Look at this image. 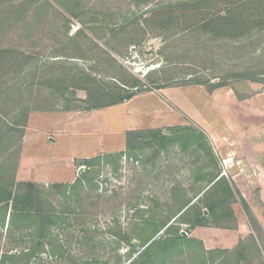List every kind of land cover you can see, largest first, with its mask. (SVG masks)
I'll list each match as a JSON object with an SVG mask.
<instances>
[{"label": "rangeland", "instance_id": "1", "mask_svg": "<svg viewBox=\"0 0 264 264\" xmlns=\"http://www.w3.org/2000/svg\"><path fill=\"white\" fill-rule=\"evenodd\" d=\"M57 2L0 0V128L5 140L13 137L0 144V178L46 187L73 184L85 172L95 179L74 207L56 206L68 212V222L57 232L54 254L47 246L29 262L25 254L37 241L21 225H6L0 228V264L6 253L19 256L18 264H129L139 229L165 223L181 207L179 196L193 199L216 177L230 181L256 219L252 225L235 204L232 229L217 237L230 247L224 251L248 245L251 236L260 245L264 0H77L74 14ZM233 10V31L202 23ZM93 21L98 26H90ZM83 72L115 93L124 83H138L142 93L127 104L84 110L87 93L77 87L83 83L72 81ZM196 80L226 81L228 87L211 93ZM19 113L26 119H18ZM184 128L204 133L216 159L198 146L188 152L177 146L169 152L147 148L137 161L121 157L128 132L171 134ZM97 157L104 159L99 166H85ZM200 210L208 215L204 205ZM218 221L210 218L207 228ZM198 228L180 227L193 242ZM174 234L163 230L154 240ZM186 249L187 256L174 264H191L193 249ZM239 264H264V255L248 253Z\"/></svg>", "mask_w": 264, "mask_h": 264}, {"label": "trees", "instance_id": "2", "mask_svg": "<svg viewBox=\"0 0 264 264\" xmlns=\"http://www.w3.org/2000/svg\"><path fill=\"white\" fill-rule=\"evenodd\" d=\"M57 3L63 10L70 14H74L76 13L75 10L80 9L77 0H58ZM232 13H234V10L230 14L228 13V16L210 20L205 19L202 23H205L206 27H210L212 30L233 31ZM82 24L83 26H87V22H82ZM90 26L96 27L98 23L96 21L90 22ZM243 26H246V24H243ZM75 76L72 81L73 83L75 81L77 82L74 85L76 86L80 82L83 83V85L77 87L87 93V100L85 102L88 106L85 109L83 108L87 111L102 110L117 106L132 100L136 95L142 93L139 92L140 85L137 82L133 86H128L125 83L122 84L123 87L117 86L119 92L115 93L112 90H107L102 87L100 81L92 76L86 75L85 72L82 74L77 73ZM195 84H208L207 86L211 93L228 87L226 81L210 84L196 80ZM159 89L162 88H158L157 90ZM54 91L59 93L57 87L54 88ZM240 100L243 99L240 97ZM71 110V108H67V111ZM24 113L25 117L28 118L29 110ZM25 117L21 113L17 115V118H20L21 121ZM19 123L21 125L26 124V122L20 121ZM1 131L0 128V144L10 143L13 137H9L10 134H8L5 140V136ZM150 139L152 140L150 141ZM176 146L182 152H188L198 146L202 148L209 159H216L213 149L209 145L204 133L198 134V132L189 128L173 131L171 134L153 132V134L149 135L144 132H128L126 150L121 157L125 155L127 159L137 161L140 153L147 148H152L154 151L159 152H169L171 148ZM120 160L121 158L119 157L116 160V164H119ZM103 161L104 159L101 157L86 160L85 166L92 169L99 166ZM110 161L112 160L108 162L111 163ZM94 179L87 178V172H85L73 184H53L46 187L39 186L33 182L17 183L15 178H0V228L8 225V229H17L21 225L27 232L29 231L28 237H33L35 239L34 241H37L34 242L35 246L28 249L27 254H25L29 262L36 257L39 251H44L47 246L52 247L54 254L55 244L58 242L57 232L68 222V212L65 210L58 211L56 206L58 205L64 208L74 207V203H79L82 199V194L86 192V185H92ZM197 181H200V178H197ZM207 181V185L193 199L188 200L185 195L179 196V205L181 207L174 215L170 213L165 223L160 226L154 225L150 231L146 227L139 229V234L136 239L139 246H136V249L131 252V257L128 259L131 261L129 264H174V261L178 258L181 259L187 256L186 251L188 249L186 248L190 247L193 249V253L190 255L192 256L191 264H239L241 260L246 258L248 253H255L259 258H262L264 255L263 237L261 238L262 243L260 245L256 237L251 236L248 245L241 242L233 251H207L202 241H189L187 236L182 235L180 229L182 225L188 224L193 227H208L209 219L213 217L219 220L216 222V228L232 229L230 224L235 220L233 206L237 203L242 205L252 225L256 224V219L253 217L248 204L241 196H239L240 200L237 199L238 194L229 180L216 177ZM93 189H97V186L94 184ZM174 191L177 192L178 190L174 189ZM183 193L185 192L183 191ZM201 204L206 208L208 215L200 210ZM181 213L182 215H180ZM146 225L148 226L149 223ZM163 230H165V234L167 235H171V232H175V234L167 239L160 237L158 240H154ZM18 259L19 256L17 255L6 253L2 255L1 262L3 264H18Z\"/></svg>", "mask_w": 264, "mask_h": 264}, {"label": "crops", "instance_id": "3", "mask_svg": "<svg viewBox=\"0 0 264 264\" xmlns=\"http://www.w3.org/2000/svg\"><path fill=\"white\" fill-rule=\"evenodd\" d=\"M129 102L130 101H127L123 104H127ZM102 110H104V109H102ZM24 148H25V146L23 147V151H22V154L20 156V165H19L20 171H23V165L25 163L24 161H25V157H26V155H25L26 150ZM233 180L236 183V178H233ZM222 230L223 229H220V228H207V227L201 228L200 227V228H198V230L194 231L193 237L199 241H202L207 251L228 250V248H230V247H228L227 245H224L222 243L221 238H217L218 236L224 235V234H222ZM234 230L235 231H233V232H239V231L241 232L240 229H234ZM208 231H211V232H208ZM239 240L236 241L235 246L238 244Z\"/></svg>", "mask_w": 264, "mask_h": 264}, {"label": "water", "instance_id": "4", "mask_svg": "<svg viewBox=\"0 0 264 264\" xmlns=\"http://www.w3.org/2000/svg\"><path fill=\"white\" fill-rule=\"evenodd\" d=\"M84 170H85V168H81V171H82V172H84ZM194 202H195V201H194ZM194 202H193V203H194ZM193 203H192V204H193ZM192 204H191V205H192ZM182 213H183V212H182ZM182 213H181L180 215H182ZM180 215H179V216H180ZM184 234H185V233H184Z\"/></svg>", "mask_w": 264, "mask_h": 264}, {"label": "built area", "instance_id": "5", "mask_svg": "<svg viewBox=\"0 0 264 264\" xmlns=\"http://www.w3.org/2000/svg\"><path fill=\"white\" fill-rule=\"evenodd\" d=\"M222 177V176H221Z\"/></svg>", "mask_w": 264, "mask_h": 264}]
</instances>
